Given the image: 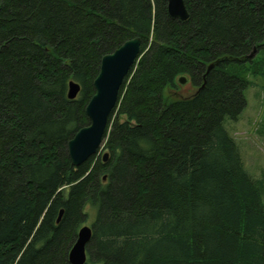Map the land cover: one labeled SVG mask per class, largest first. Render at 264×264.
<instances>
[{
  "label": "trees",
  "instance_id": "trees-1",
  "mask_svg": "<svg viewBox=\"0 0 264 264\" xmlns=\"http://www.w3.org/2000/svg\"><path fill=\"white\" fill-rule=\"evenodd\" d=\"M184 1L185 21L166 0H0V264H70L88 209L96 264H264L261 191L224 127L264 66L246 58L264 0ZM136 36L108 159L74 167L101 59Z\"/></svg>",
  "mask_w": 264,
  "mask_h": 264
},
{
  "label": "water",
  "instance_id": "water-1",
  "mask_svg": "<svg viewBox=\"0 0 264 264\" xmlns=\"http://www.w3.org/2000/svg\"><path fill=\"white\" fill-rule=\"evenodd\" d=\"M167 11L171 18L185 21L189 12L184 0H166ZM142 39L136 36L125 41L118 49L106 54L100 62L99 73L93 82L94 95L88 101L85 113L89 124L79 129L67 144L68 155L72 166L78 167L88 161L92 156L98 154L103 147L108 132L110 116L117 106L119 93L126 77L141 55ZM257 49L246 56L252 60ZM221 61V60H220ZM217 62L208 66L207 72ZM181 84L186 82L185 77L179 79ZM80 92V85L71 81L68 88V98L75 99ZM104 162L108 159V153L102 155ZM105 179V178H104ZM63 210L60 211L57 222L60 221ZM93 235V228L83 225L78 233L77 239L69 251L70 264H85L87 261V245Z\"/></svg>",
  "mask_w": 264,
  "mask_h": 264
},
{
  "label": "rangeland",
  "instance_id": "rangeland-1",
  "mask_svg": "<svg viewBox=\"0 0 264 264\" xmlns=\"http://www.w3.org/2000/svg\"><path fill=\"white\" fill-rule=\"evenodd\" d=\"M256 61L264 62V52L257 53L254 56ZM261 66V65H260ZM247 79L250 86L245 90L246 107L237 118L233 120L226 118L224 127L228 134L234 139L240 157L243 161L248 174L257 181L261 191L262 203L264 205V66L261 67V73L253 75L247 73ZM194 89L187 81L180 84L178 94L188 95L193 93ZM106 150L102 147L98 157L103 155ZM88 219L84 225L93 227L95 220V211L88 209ZM85 264H96L87 256Z\"/></svg>",
  "mask_w": 264,
  "mask_h": 264
},
{
  "label": "bare ground",
  "instance_id": "bare-ground-1",
  "mask_svg": "<svg viewBox=\"0 0 264 264\" xmlns=\"http://www.w3.org/2000/svg\"><path fill=\"white\" fill-rule=\"evenodd\" d=\"M183 77V76H182Z\"/></svg>",
  "mask_w": 264,
  "mask_h": 264
}]
</instances>
